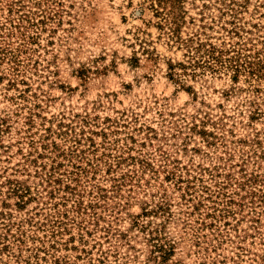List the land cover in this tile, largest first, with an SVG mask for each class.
Instances as JSON below:
<instances>
[{"label":"rangeland","instance_id":"obj_1","mask_svg":"<svg viewBox=\"0 0 264 264\" xmlns=\"http://www.w3.org/2000/svg\"><path fill=\"white\" fill-rule=\"evenodd\" d=\"M0 264H264V0H0Z\"/></svg>","mask_w":264,"mask_h":264}]
</instances>
